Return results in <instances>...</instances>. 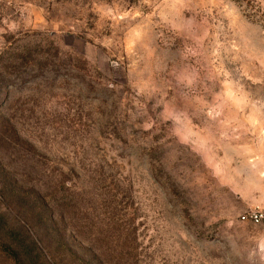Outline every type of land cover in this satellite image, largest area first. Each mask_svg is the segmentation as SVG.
<instances>
[{
  "label": "rangeland",
  "instance_id": "1",
  "mask_svg": "<svg viewBox=\"0 0 264 264\" xmlns=\"http://www.w3.org/2000/svg\"><path fill=\"white\" fill-rule=\"evenodd\" d=\"M257 209L264 0H0V264H264Z\"/></svg>",
  "mask_w": 264,
  "mask_h": 264
},
{
  "label": "built area",
  "instance_id": "2",
  "mask_svg": "<svg viewBox=\"0 0 264 264\" xmlns=\"http://www.w3.org/2000/svg\"><path fill=\"white\" fill-rule=\"evenodd\" d=\"M247 215L254 223L264 224V210H251Z\"/></svg>",
  "mask_w": 264,
  "mask_h": 264
},
{
  "label": "trees",
  "instance_id": "3",
  "mask_svg": "<svg viewBox=\"0 0 264 264\" xmlns=\"http://www.w3.org/2000/svg\"><path fill=\"white\" fill-rule=\"evenodd\" d=\"M51 219H52L53 221H55L54 218H53V216H51ZM54 226H55V225H54ZM35 243H36V241L34 240V249H36V248H35ZM8 249H13V248H12L11 246H8ZM11 251H12V250H11ZM14 251H15V252H14ZM32 251H33V250H32ZM13 253H17V254H19V252H18L17 250H14V249H13ZM24 259H25V258H23V260H24ZM20 263H22V261H21ZM23 263H26V262H23ZM23 263H22V264H23ZM26 264H29V262H27ZM30 264H37V260H36V259H35V260L32 259L31 262H30ZM47 264H55V263L52 262V261L50 262V260H49V261L47 260Z\"/></svg>",
  "mask_w": 264,
  "mask_h": 264
}]
</instances>
